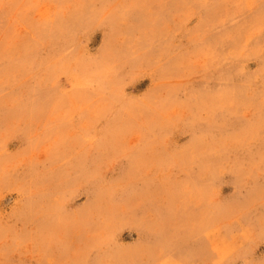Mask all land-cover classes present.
Here are the masks:
<instances>
[{"label": "rangeland", "instance_id": "rangeland-1", "mask_svg": "<svg viewBox=\"0 0 264 264\" xmlns=\"http://www.w3.org/2000/svg\"><path fill=\"white\" fill-rule=\"evenodd\" d=\"M0 264H264V0H0Z\"/></svg>", "mask_w": 264, "mask_h": 264}]
</instances>
